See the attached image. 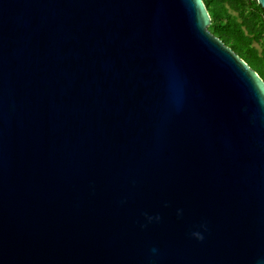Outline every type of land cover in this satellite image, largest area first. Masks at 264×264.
Masks as SVG:
<instances>
[{"label": "water", "instance_id": "95a60500", "mask_svg": "<svg viewBox=\"0 0 264 264\" xmlns=\"http://www.w3.org/2000/svg\"><path fill=\"white\" fill-rule=\"evenodd\" d=\"M210 24L0 0V264H264V80Z\"/></svg>", "mask_w": 264, "mask_h": 264}, {"label": "trees", "instance_id": "16d2710c", "mask_svg": "<svg viewBox=\"0 0 264 264\" xmlns=\"http://www.w3.org/2000/svg\"><path fill=\"white\" fill-rule=\"evenodd\" d=\"M203 1L211 16V32L264 79V8L258 0Z\"/></svg>", "mask_w": 264, "mask_h": 264}, {"label": "rangeland", "instance_id": "374dc122", "mask_svg": "<svg viewBox=\"0 0 264 264\" xmlns=\"http://www.w3.org/2000/svg\"><path fill=\"white\" fill-rule=\"evenodd\" d=\"M256 46H257V47H259V45H258V44H256Z\"/></svg>", "mask_w": 264, "mask_h": 264}, {"label": "flooded vegetation", "instance_id": "af4514ba", "mask_svg": "<svg viewBox=\"0 0 264 264\" xmlns=\"http://www.w3.org/2000/svg\"><path fill=\"white\" fill-rule=\"evenodd\" d=\"M261 76V75H260ZM262 77V76H261ZM262 79H263V77H262ZM264 80V79H263Z\"/></svg>", "mask_w": 264, "mask_h": 264}]
</instances>
